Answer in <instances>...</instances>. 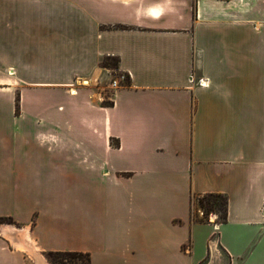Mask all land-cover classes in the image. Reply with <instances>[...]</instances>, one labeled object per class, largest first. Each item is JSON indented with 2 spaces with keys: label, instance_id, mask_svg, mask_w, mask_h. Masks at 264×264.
I'll return each instance as SVG.
<instances>
[{
  "label": "crops",
  "instance_id": "crops-1",
  "mask_svg": "<svg viewBox=\"0 0 264 264\" xmlns=\"http://www.w3.org/2000/svg\"><path fill=\"white\" fill-rule=\"evenodd\" d=\"M107 56L127 84L112 85ZM35 87L51 109L34 111ZM7 114L46 116L43 137L67 153L59 175L45 160L28 169ZM207 193L228 197L225 222L194 216ZM7 215L22 227L0 226V264L50 250L91 264H264V0H0Z\"/></svg>",
  "mask_w": 264,
  "mask_h": 264
},
{
  "label": "rangeland",
  "instance_id": "rangeland-1",
  "mask_svg": "<svg viewBox=\"0 0 264 264\" xmlns=\"http://www.w3.org/2000/svg\"><path fill=\"white\" fill-rule=\"evenodd\" d=\"M102 61L107 63L109 66H111L110 72L112 73L114 80H119L121 85L128 83L129 81L128 76L124 80L121 79L120 75L122 74V72L119 70V65L117 64L115 59L106 58L103 59ZM31 72L39 79H46L49 77L48 71L41 67L33 68ZM46 92H47L46 87H35L29 89L30 96L34 98V102H33V104L35 105V108H33L34 111L38 108V104H39L38 110L41 111H46L53 107L52 100L51 98L47 97ZM31 97H30V106L32 100ZM18 106H19V101L16 102L14 108L17 110L20 109L18 108ZM2 121L6 122L5 125L7 127L8 136H9L8 138H10V141L15 144L22 143L24 145L25 148L22 153V158L24 160H28L27 164L33 161V163L28 166V169L30 171L34 170L37 163H41L43 162V160H45L47 165H41L42 168H44V173H52L54 175H59L61 173L62 165L64 164V161H67V157H66L67 153L66 152L63 153V151L58 145L55 147L49 145L50 141L47 140L45 137H43L42 132L45 130L47 125L46 116H42L40 118H36V117L18 118L17 116H9L7 114V116L4 119H1V122ZM74 152L75 151H70V154L74 156ZM70 162L73 161L71 160ZM39 169H41L40 166ZM26 203L30 208H32V205L36 206V197L31 198V196L29 195ZM198 211H202L204 214V210L201 208L198 200L194 199V216L195 215L197 216ZM18 214L21 216V213ZM7 216H11L14 218V215H7ZM218 216L219 214H217V217ZM2 224L8 226L11 225L14 228L22 227L16 224L8 223L6 221L0 222V226ZM36 256H38V259L36 258ZM47 262L48 264H50L49 260L46 257V252H43L42 255L34 254L32 257L30 256V259L26 261V264H47ZM213 264H220V263L213 262Z\"/></svg>",
  "mask_w": 264,
  "mask_h": 264
},
{
  "label": "trees",
  "instance_id": "trees-1",
  "mask_svg": "<svg viewBox=\"0 0 264 264\" xmlns=\"http://www.w3.org/2000/svg\"><path fill=\"white\" fill-rule=\"evenodd\" d=\"M106 58H113L119 65V58L114 56H107ZM102 66L110 69L107 63L102 61ZM128 78H130L128 76ZM107 104V103H106ZM19 108V106H18ZM201 208L204 210L203 219L209 221L212 213L219 214L215 222H225L228 218V197L223 193H207L197 196ZM6 221L8 223L21 226L11 216L0 217V222ZM35 223V222H34ZM46 257L50 264H91V254L83 251H71V250H50L46 252Z\"/></svg>",
  "mask_w": 264,
  "mask_h": 264
},
{
  "label": "built area",
  "instance_id": "built-area-1",
  "mask_svg": "<svg viewBox=\"0 0 264 264\" xmlns=\"http://www.w3.org/2000/svg\"><path fill=\"white\" fill-rule=\"evenodd\" d=\"M120 77H121V79L122 80H124L126 77H127V75L124 73V72H122V74L120 75ZM200 83H202V84H204V80L203 79H201L200 80ZM112 85L113 86H118V85H120V81L119 80H112Z\"/></svg>",
  "mask_w": 264,
  "mask_h": 264
},
{
  "label": "bare ground",
  "instance_id": "bare-ground-1",
  "mask_svg": "<svg viewBox=\"0 0 264 264\" xmlns=\"http://www.w3.org/2000/svg\"><path fill=\"white\" fill-rule=\"evenodd\" d=\"M82 83L85 84V85H89V84L91 83V81L88 80V79H83V80H82ZM8 227H9V226H8ZM13 228H14V227H13ZM16 229H17V228H14L13 230L16 231ZM37 255H40V254L37 253ZM36 258L38 259V256H36ZM47 264H48V262H47Z\"/></svg>",
  "mask_w": 264,
  "mask_h": 264
}]
</instances>
